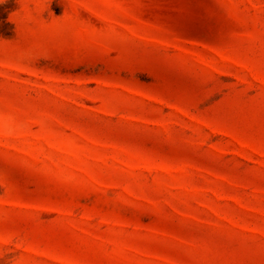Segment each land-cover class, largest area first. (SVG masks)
Masks as SVG:
<instances>
[{
  "label": "rangeland",
  "instance_id": "obj_1",
  "mask_svg": "<svg viewBox=\"0 0 264 264\" xmlns=\"http://www.w3.org/2000/svg\"><path fill=\"white\" fill-rule=\"evenodd\" d=\"M0 264H264V0H0Z\"/></svg>",
  "mask_w": 264,
  "mask_h": 264
}]
</instances>
